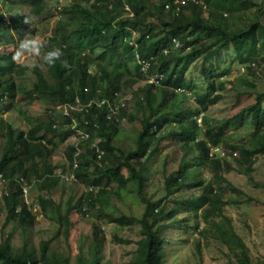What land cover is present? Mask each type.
I'll list each match as a JSON object with an SVG mask.
<instances>
[{
  "label": "trees",
  "instance_id": "trees-1",
  "mask_svg": "<svg viewBox=\"0 0 264 264\" xmlns=\"http://www.w3.org/2000/svg\"><path fill=\"white\" fill-rule=\"evenodd\" d=\"M110 1H115L116 7L125 12L128 6L133 14L123 20L121 18L118 21H111L99 12V10L108 11L112 14ZM146 1L94 0L93 5L96 8L94 11L86 9L80 3L64 8L65 10L62 11L70 21L76 15H82L83 20L72 33L69 32L70 35L61 34V25L58 26L57 38L48 39V45L51 46L48 50L59 48L61 55L55 63L49 65L47 73L39 74L33 88L28 90L20 88L17 78L25 75L29 71V66L19 61V57L13 59V56L19 41L25 38L32 25L31 15L42 14L46 10V0H0V128L5 130L6 137L0 157V176L9 179L8 188L2 193L1 198L4 203L3 209L7 211V221H15L25 230L32 227L35 215L25 202L21 178L28 182L30 176L36 175L41 181V189H52L60 177L54 172L49 160V156L57 145L55 139L60 137L61 140H65L70 133L73 134L78 130L85 131L89 135L88 139H81L76 145L71 146L70 154L78 160V167L75 169L76 181L88 187L87 196L90 202L110 222L121 225L136 222L141 224L145 237L138 243L133 264H164L161 224L167 213L166 210L157 212V204L144 195L146 167L142 163L137 168L135 162L147 157L151 158L156 154L165 138L162 135L163 129L173 122L177 124V127L169 131V135L186 146L187 154L194 150V145L202 152L195 157V164L200 167L210 159L211 146L208 142L219 144L223 138V126L226 123L215 129L209 128V121L203 116L201 125L197 121V115L205 112L208 105L216 104L221 96H212L214 87L210 84L205 93L195 96L197 110L193 112L183 110L180 105L173 109L171 106L177 100L178 93H181L177 88H193L194 85L191 79H187L186 74L189 66L198 57L203 56L208 59L228 46H232L233 54L241 64H247L251 68V65L256 62H264V23L262 21L264 0H237L239 3L235 0H202L203 4L190 1L179 10L175 9V0H170L173 4V13L169 18H162V31H156L154 27L146 24L143 15L147 8ZM251 8H255V15L245 26H233L231 20L226 19V14L235 15L242 9L250 10ZM19 9L25 10L19 11ZM62 11L61 14H63ZM67 26L68 24L63 27ZM128 26L139 30L140 35L135 41L137 51L143 58L150 61L149 74L159 72L163 74V77L158 85L148 83L141 94L139 92L136 95L137 107L143 112L146 110L147 114L143 118L136 148L123 153L113 143L119 135L116 117L110 119L107 106L98 105V103L103 99L113 100L116 93L120 94L119 85L111 79L110 66L113 64L117 69L121 67L127 69L128 56L129 60L135 57V46L125 42L127 36L132 33L126 30ZM71 38L72 41H70ZM176 41L180 45L179 52L172 50L176 46ZM70 42L78 43L83 50L76 51ZM120 46H122V52ZM98 47L104 50L94 57ZM110 54L114 57L112 61H108ZM92 66L99 70L98 74L94 75L89 71ZM138 70L140 75H145L139 65ZM206 72L211 74L210 69H206ZM220 74L223 76L226 73ZM21 93L24 97L28 96L30 101L35 99V96L42 95L57 98L61 104L77 105L82 109L69 108V115H64L66 124L60 129H55L56 124L50 121L38 124L29 132L17 130L3 119L1 112L12 107ZM247 114L251 116L254 131L250 134L245 146H235L234 150L240 149L245 156V163L249 164L254 155H264V90L256 92L255 102L243 107L234 118L244 117ZM73 119L77 121L75 127L71 123ZM203 128L208 135L206 139L200 138ZM40 132L43 133L40 134ZM97 137L101 139L97 147L101 146L104 149L108 147L112 153L111 162L103 168L91 161V158H97V147L93 145ZM30 161L32 162L29 164ZM37 161L43 167L42 169H39ZM211 163L218 176L217 179L224 184V188L232 187L237 190L224 176V166L217 160H212ZM123 169L128 171L129 177L137 186L135 191L146 203L144 215L139 219L126 214L115 215L107 211L112 197L109 186L116 183L120 190L126 185ZM246 173L252 177L248 166ZM200 187H203L200 195L187 197L185 203H182V197L178 195L182 190ZM165 188L168 196H177L172 207H168L169 213L176 208L180 210L183 206L186 211L191 213L195 210L197 213L202 204L208 201L210 208L205 212L218 215L223 213L221 194L214 193L213 183L205 184L200 173L191 168L189 159L179 165L176 171L166 176ZM207 193L211 194L212 198H209ZM249 199L253 200L252 197ZM213 206L215 209L210 210ZM73 209L69 203L64 213L59 211L53 216L66 225H70V213ZM150 219H153L152 223L149 222ZM156 223L158 227L155 228ZM93 229L91 252L80 253L75 264H107L104 262L105 236L102 227L96 223ZM222 234L224 242L232 240L237 245L241 262L252 264L249 250L234 231L231 222L227 223ZM47 248L48 243H44L40 257L28 247L16 252L11 243V237L8 236L0 242V264H72L68 256L49 257L46 254ZM259 264H264V260Z\"/></svg>",
  "mask_w": 264,
  "mask_h": 264
},
{
  "label": "rangeland",
  "instance_id": "rangeland-1",
  "mask_svg": "<svg viewBox=\"0 0 264 264\" xmlns=\"http://www.w3.org/2000/svg\"><path fill=\"white\" fill-rule=\"evenodd\" d=\"M93 1L46 0V10L40 15H31L32 25L25 38L38 39L44 44V47L41 49L40 56L23 53L18 58L19 61H23L29 66V71L17 78L20 88L32 89L39 74L47 73L49 64L44 62L42 57L51 47L48 45V39L57 36L58 26L61 25V34L70 35L83 20L82 15H76L70 21L63 12L64 8L80 3L86 9L94 11L96 8ZM235 2L239 3L237 0ZM146 3L147 8L143 14L146 24L149 27H154L156 31H162V18L171 16L173 4L170 0H147ZM59 5L63 7V14L58 8ZM110 5L112 14L108 11L99 10V12L110 18L111 21H118L121 18L123 20L131 15L130 10H127L126 13L116 7L115 1H110ZM21 10L25 9H19V11ZM254 11L255 8L242 9L238 14H226L225 16L227 20H231L233 26H245L253 19ZM262 21L264 23V15H262ZM66 24L68 26L63 27ZM132 29V26L127 27L126 30L132 33L125 39V42L131 46V41H136L140 35L138 29H133V31ZM70 44L76 51L83 50L78 43L70 42ZM179 47L180 45L174 46L172 50L179 52ZM103 50L102 47L96 48L94 57ZM122 50V46H120V51L122 52ZM124 54L126 56L125 52ZM113 59L112 54L108 55V61ZM127 63V69L125 67L117 69L113 64L109 68L111 79L120 87V94L116 96L117 101H115L116 103L120 102V106H123L122 102L125 103L116 116L119 135L113 142L114 146L120 148L123 153L136 148L137 137L142 130L143 118L147 114L146 110L143 112L137 107L136 95L139 92L141 94L142 89L149 83L145 75H140L135 57L129 60L128 56ZM206 69H210L212 75L206 72ZM89 71L95 75L99 70L92 66ZM221 72L226 74L222 76ZM186 75L194 86L191 89L185 88L183 93L177 92V100L174 101L171 108L175 109L180 105L183 110L187 109L191 112L197 110L195 96L205 93L209 85L212 84L214 87L212 96L220 95L221 98L216 104L208 105L207 110L201 112L203 114L199 113L201 116L197 115V118L200 119L203 115L205 120L209 121V128L214 127L215 129L219 125L226 124L223 126V138L219 144L208 142L211 149L212 146H219L220 150L213 154L209 150L210 159L200 167L194 162L195 157L202 154L198 147L194 145V150L188 155L186 146L169 135V131L177 127L175 122L166 125L163 129L162 135L165 138L156 154L151 158L147 157L135 162L137 168L142 163L146 167L144 195L157 204V212L166 210L167 213L161 224V237L164 240L162 243L163 263L243 264L237 245L232 240L228 242L222 240V232L227 227V223L231 222L234 231L246 244L252 264H259L264 260V155H254L248 164L245 163L246 159L242 155V151L234 150L235 146H245L250 134L254 131L249 114L240 118L234 117L243 107L255 102L256 92L264 90V62H256L250 68L247 64L239 63L233 54L232 46H228L208 59L203 56L198 57L189 66ZM65 110H67L65 104H61L57 98L37 95L30 101L28 96L24 97L21 93L17 102L6 111L1 112V116L15 129L29 132L38 124L50 121L56 124L55 129L62 128L66 124ZM71 123L75 127L77 121L74 120ZM204 130L203 128L201 139L208 137ZM4 132L5 130L0 128V157L6 143ZM42 133L40 132V134ZM69 135L65 140H61L60 137L55 139L57 145L49 156L50 158L48 157L54 172L60 176L53 188L50 190L41 189V181L37 179L36 175L30 176L28 182L23 184V187L27 189L24 191L25 202L29 205L32 214L35 215L32 227L25 230L15 221H7V211L3 209L4 203L1 195L8 188L9 179H0V242L9 236L16 252L28 247L39 257L42 255L43 244L48 243L46 254L49 257L68 256L72 264H75L80 253L89 254L91 252L93 226L97 223L102 227L105 236L104 262L107 264H133L138 243L145 237L142 226L138 222L130 225L110 222L90 202L87 196V186L76 180L66 179L67 173L72 172V163L75 159L70 154L71 146L81 140L78 131ZM100 141L99 137L95 138L93 145L97 147ZM96 153L97 158H91L94 164L103 168L111 162L110 148L104 149L99 146L96 148ZM188 159L191 168L200 173L205 184L213 183L214 193L221 194L222 215L205 212L210 208L209 201L208 203L202 202L203 206L197 213L195 210L191 213L186 211L185 206L180 210L173 209L169 213L168 207H172L177 196H168L165 188L166 176L176 171L178 166L184 164ZM212 160H217L224 166V176L237 190L232 187L224 188V184L217 179ZM37 164L39 169L43 168L39 162ZM247 166L250 168L252 177L246 173ZM122 172L126 176V185L120 190L116 183L109 186L112 197L107 211L115 215L126 214L139 219L144 215L146 203L135 191L137 186L129 177L128 171L123 169ZM202 189L203 187L185 189L178 195H181L184 204L185 198L200 195ZM207 195L212 198L211 194L207 193ZM249 197H252L253 200H250ZM69 203L74 209L70 213L71 224L66 225L63 221L55 219L53 215L59 211L64 213ZM213 209H215L214 206L210 210ZM149 222L152 223L153 219H150ZM156 227H158V223L155 224Z\"/></svg>",
  "mask_w": 264,
  "mask_h": 264
},
{
  "label": "built area",
  "instance_id": "built-area-1",
  "mask_svg": "<svg viewBox=\"0 0 264 264\" xmlns=\"http://www.w3.org/2000/svg\"><path fill=\"white\" fill-rule=\"evenodd\" d=\"M62 1V0H60ZM190 1H194L196 3H199V4H203L202 1H199V0H175V9L176 10H179L181 9L182 7H184L185 5H187ZM60 8V12L63 10V7L61 5H59ZM126 9L127 10H130V8L128 6H126ZM130 14L132 15L133 13L130 12ZM132 45L135 46V58H136V62L138 63V65L140 66L141 70L144 72V74L148 77V82L149 83H154V84H159L160 83V80L161 78L163 77V74L159 73V72H156L154 74H149V68H150V61L146 58H143L139 52L137 51V44L135 41H131ZM179 45V43L176 41V46ZM167 52V50L165 51ZM177 90L181 93L185 92V89L184 88H180L178 87ZM118 94L116 93V96ZM114 97L113 100H110V99H103L102 101H100V103H98V105H101V104H104L107 106V113H108V117L111 119L113 117H116L117 114L119 113L120 109L125 105L124 102L121 103V105L123 106H120V102L116 103V99L117 97ZM116 100V101H115ZM66 106V109L65 110V114L66 115H69V108H73L75 110H81L82 108L77 106V105H68V104H65ZM203 114V113H201ZM199 117L201 116L200 114L198 115ZM199 117L197 118V121L202 124V121H203V115L202 117L199 119ZM117 118V117H116ZM74 120V119H73ZM78 132L80 133V136H81V139H87V137L89 136L88 133H86L85 131H82V130H78ZM213 148L211 150V154H213L215 151H219L220 150V147L219 146H212ZM224 153V152H223ZM77 158L74 159L73 163H72V172H69L67 173L68 175L66 176V179H69V180H76V176H75V169L78 167V162H77ZM66 175V174H65ZM3 178L0 176V179ZM2 180V179H1ZM21 180L23 181L22 183V186L23 184L26 182V180L22 177ZM27 183V182H26ZM92 189V188H90ZM23 191H27L26 187H23Z\"/></svg>",
  "mask_w": 264,
  "mask_h": 264
},
{
  "label": "clouds",
  "instance_id": "clouds-1",
  "mask_svg": "<svg viewBox=\"0 0 264 264\" xmlns=\"http://www.w3.org/2000/svg\"><path fill=\"white\" fill-rule=\"evenodd\" d=\"M44 47V44L35 38H22L19 41L17 51L14 53L13 59L20 57L23 53H27L28 55H41V49ZM61 55L59 48H54L52 50H48L44 53L42 59L49 65L55 63L56 59H58ZM202 125V124H201Z\"/></svg>",
  "mask_w": 264,
  "mask_h": 264
},
{
  "label": "bare ground",
  "instance_id": "bare-ground-1",
  "mask_svg": "<svg viewBox=\"0 0 264 264\" xmlns=\"http://www.w3.org/2000/svg\"><path fill=\"white\" fill-rule=\"evenodd\" d=\"M104 110V109H103Z\"/></svg>",
  "mask_w": 264,
  "mask_h": 264
}]
</instances>
